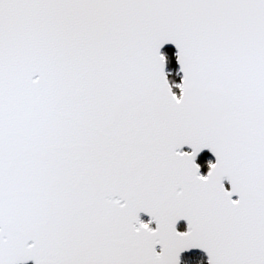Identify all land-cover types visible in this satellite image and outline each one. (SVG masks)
Masks as SVG:
<instances>
[{
	"label": "snow or ice",
	"instance_id": "obj_1",
	"mask_svg": "<svg viewBox=\"0 0 264 264\" xmlns=\"http://www.w3.org/2000/svg\"><path fill=\"white\" fill-rule=\"evenodd\" d=\"M0 264H264V0H0Z\"/></svg>",
	"mask_w": 264,
	"mask_h": 264
}]
</instances>
